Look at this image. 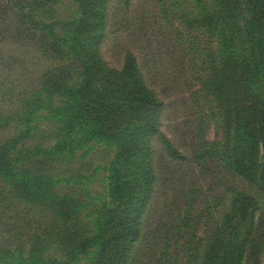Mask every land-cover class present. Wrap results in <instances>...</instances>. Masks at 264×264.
Here are the masks:
<instances>
[{
	"label": "trees",
	"instance_id": "1",
	"mask_svg": "<svg viewBox=\"0 0 264 264\" xmlns=\"http://www.w3.org/2000/svg\"><path fill=\"white\" fill-rule=\"evenodd\" d=\"M133 1L0 0V264H131L159 149L194 161L162 132L133 51L119 67L102 53L115 7ZM174 2L176 42L225 117L224 141L195 160L218 159L264 201V0ZM233 193L193 264H262L260 200Z\"/></svg>",
	"mask_w": 264,
	"mask_h": 264
},
{
	"label": "rangeland",
	"instance_id": "2",
	"mask_svg": "<svg viewBox=\"0 0 264 264\" xmlns=\"http://www.w3.org/2000/svg\"><path fill=\"white\" fill-rule=\"evenodd\" d=\"M174 3L134 0L128 10L113 4L115 18L102 47L114 67L122 63L121 51L126 47L133 51L148 84L164 103L162 132L194 160L169 165L159 149V183L145 215L142 237L130 255L131 264H193L196 253H205L207 240L235 191L252 193L260 200L254 229L264 223V201L256 186L229 172L218 159L195 160L207 144L224 141L225 117L222 114L219 124L211 117L210 108L218 112L219 107L212 104L211 96L205 93V98L200 92L189 59L176 42L181 19L178 22L171 16ZM195 247L201 251H193ZM261 262L264 264V254Z\"/></svg>",
	"mask_w": 264,
	"mask_h": 264
}]
</instances>
